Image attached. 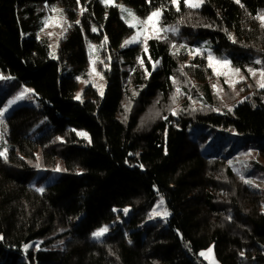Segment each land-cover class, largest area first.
I'll list each match as a JSON object with an SVG mask.
<instances>
[{
  "label": "trees",
  "instance_id": "trees-1",
  "mask_svg": "<svg viewBox=\"0 0 264 264\" xmlns=\"http://www.w3.org/2000/svg\"><path fill=\"white\" fill-rule=\"evenodd\" d=\"M114 2L0 0V75L31 89L35 102L0 124V264H206L198 254L209 247L220 264H264V190L244 183L227 157L200 150L205 129L264 138V89L218 109L205 58L186 68L179 58L206 43L241 72L264 69L256 19L264 0H206L200 9L180 0V11L171 0ZM43 3L73 25L54 54L36 31ZM118 4L139 19L161 8L168 30L147 52L124 48L133 28ZM87 43L102 49L109 76L102 94L89 85L78 100ZM173 97L182 99L175 115ZM42 118L45 131L34 137ZM57 166L60 176L38 192L34 177ZM157 197L169 218L146 223ZM118 217L117 229L92 239Z\"/></svg>",
  "mask_w": 264,
  "mask_h": 264
},
{
  "label": "rangeland",
  "instance_id": "rangeland-1",
  "mask_svg": "<svg viewBox=\"0 0 264 264\" xmlns=\"http://www.w3.org/2000/svg\"><path fill=\"white\" fill-rule=\"evenodd\" d=\"M100 1L101 3L105 4L103 0ZM114 4L116 3L113 0V3L108 5H114ZM205 5H206V0H204V3L202 4L201 7ZM53 9L60 10L59 7H53V6L51 7L46 5V3H43L42 6L37 7V11H36V13H39L41 15L37 17L38 23L40 25V27L36 30L37 34L39 37L48 40L52 54H54L57 48L66 40L73 27V25L66 19V17L63 15L61 11L57 12V11H53ZM61 16L63 17L62 20L60 19ZM124 16H125L124 18L125 21L131 19L130 17L127 16L126 13ZM140 20L143 21L144 19H140ZM46 21L48 22L47 27H45ZM127 24L129 25V23ZM69 25H71V27H69ZM132 28H133V33L125 41L130 40L132 37L137 36V33L142 32V25H138ZM49 33H51V35H49ZM160 37H162L161 33L159 35V38ZM125 41L123 43L124 48L129 46H134L136 44H139L143 48L146 46L145 43L143 42L144 41L143 35H140L138 37V42L125 45ZM178 48L180 49L181 46L178 45ZM196 49L199 50L198 53L194 51ZM86 50L88 55V65L85 70V76L84 73H82L77 77L78 88L76 91L75 98L78 100L81 98L83 88L89 85L94 87L99 93H102L105 86L106 78L107 76H109L108 60L105 56L102 55V49H100V47L95 44L87 43ZM209 57H213L216 60L228 61L227 57L224 56L223 54L222 55L215 54L212 51V49L206 45V43H202L200 48L188 47L186 48V54L179 55L180 61L183 67L185 68L193 66L194 64H192V61L195 58H205L206 60L205 68L209 72V73L207 72L209 74L208 84L211 85L210 88L212 91V95L215 98L213 107H217L218 109H226L229 106H231L233 103H236L237 101L247 100L249 96L252 97V94L256 93L255 92L256 89H259L257 81L260 80V71L264 69H259V70L253 69L256 73L255 75H252L248 70L241 72V70L239 69L240 70L239 74L233 75L230 69H236V68H233L230 64L228 68H223L217 65L216 67L218 71H220L221 73L229 72V75L226 77L224 75H217L213 71V68L209 67ZM93 69H95V71H93ZM240 77H244V79L240 80V82L238 83H235L233 87H230L228 83H225L226 79L230 81H236L239 80ZM213 85H215L216 87L214 88ZM25 88L27 87L21 83L15 82L13 79L0 80V109L7 107V111L4 113V117H6L8 113H10V110L13 109L15 106L21 104L29 106L35 103L31 92L26 94L24 99L18 100L16 101V103L12 105L8 104L10 100L16 97ZM181 95L182 94H179L178 98H180ZM181 102L182 99H175V102L173 101L172 109L170 111L173 113L174 110L175 113H177L180 109L179 104ZM190 105L191 107L198 106V104L193 100H191ZM38 126L41 129L40 131L34 130V135H33L34 137L40 135L45 131L44 128H46V120L42 118ZM192 131L197 136L202 135V133L198 128H193ZM205 131L208 133V139L205 141V143L202 146H200L201 152L203 154L207 152L208 154L227 157L230 168L238 177L241 178V175H243L245 179L252 181V184H247L248 186L255 189L264 190V153L259 152L260 151L259 146L262 143H264V138L253 137V136H240L235 134L234 132H230L228 133L227 137H224V134L219 133L216 128L205 129ZM229 161H231V164L229 163ZM245 165L247 166L245 167ZM59 176H60V172H54L52 174H49L40 171L38 175L34 177L33 181L38 179L39 181L36 185V188H42L43 186L50 183L54 179H57ZM161 199H162L161 197H157L153 205V208L148 218L146 219V223L154 222L157 220H160L163 223H165L169 218V213L165 207L164 201L161 204ZM165 212H167L168 215L165 216L164 215ZM126 214L127 213L124 212V215ZM120 225L121 224L119 217L115 221L104 224L101 228L106 227L108 231L103 236L114 231ZM99 229L100 228L96 229L94 232H96ZM91 237L93 240H100L102 238L100 237L99 239H97L93 237V235ZM206 251L207 249L201 252H206ZM201 252H199L198 258L203 259L206 264H220L216 260L213 251L212 254L208 257L201 256L200 255Z\"/></svg>",
  "mask_w": 264,
  "mask_h": 264
},
{
  "label": "snow or ice",
  "instance_id": "snow-or-ice-1",
  "mask_svg": "<svg viewBox=\"0 0 264 264\" xmlns=\"http://www.w3.org/2000/svg\"><path fill=\"white\" fill-rule=\"evenodd\" d=\"M77 2L79 3V0H77ZM103 2L105 4H112L113 0H103ZM171 3L173 5L176 6V11H180V0H171ZM183 3L186 7L190 8V9H198L202 6V4L204 3V0H183ZM236 3H240V0H236ZM118 7H120L122 13H126L128 17H130V20H126L127 23H129L130 27H136L138 25H142V32L137 33V36L132 37L130 40L125 41V45L130 44V43H135L138 42V37L140 35H143L144 37V43L146 45V42L148 39L150 38H159V35L162 31H167L168 29H162L161 27H159L160 24V19L162 16V9L161 8H157L154 11H152L146 19H144L143 21H141L138 17L135 16V14L130 10L127 9L125 7H123L122 5H117ZM243 6V5H241ZM86 9H81V12L85 11ZM53 11H57L60 12L62 10L59 9H53ZM52 19V18H49ZM60 19L62 20L63 17L61 16ZM256 19H258L261 22V26L264 27V14H261L259 16L256 17ZM76 23H79V21H76ZM48 26V22H45V27ZM69 27H71V25H69ZM66 30V29H65ZM93 31H96V28L93 27L92 29ZM173 31H176V29H173ZM49 35H51V33H49ZM231 38V37H230ZM144 51L147 52V47L144 48ZM197 53L199 52L198 49L194 50ZM257 63H260V61H256ZM142 63V61H141ZM158 63V62H156ZM230 62L227 60H216L213 57H209V67L213 68V71L217 74V75H224V76H228L229 72H223L221 73L220 71H218L217 69V65L223 68H228L229 67ZM155 67V65H154ZM93 71H95V69H93ZM230 71L232 72L233 75H238L239 74V69H230ZM252 75H255V71L253 69H249L248 70ZM6 79H14L13 77H5L3 75H0V80H6ZM244 77H240L239 80L236 81H230L228 79L225 80V83H228L230 87H233L235 83L240 82V80H243ZM258 87L264 89V70L260 71V80L257 81ZM213 87L215 88L216 86L213 85ZM177 91H179V89H177ZM32 90L31 89H27L25 88L21 93H19L16 97H14L12 100H10L8 102L9 105H12L14 103H16V101L24 99L26 94L31 93ZM102 94V93H101ZM79 98V97H77ZM173 101L175 102V97H173ZM7 111V107L0 109V124H3V117H4V113ZM229 111H231V109H229ZM175 111L173 110V115H175ZM165 119H167L165 117ZM2 135V134H0ZM78 135L81 136H85L87 137V133H78ZM250 155V154H249ZM0 157H4L6 158V151H0ZM229 163L231 164V161H229ZM247 165H245L246 167ZM53 171L59 172L61 171V168L59 166H57L55 169H53ZM241 179L243 180L244 183L246 184H252L251 180H247L243 177V175H241ZM38 192L43 193L44 189L43 188H38L36 189ZM163 203V199H161V204ZM128 209H124V212L127 213ZM155 211V210H154ZM158 214V213H157ZM164 215H168L167 212L164 213ZM108 231V229L106 227L100 228L99 230H97L96 232H94L92 235L93 237L99 239L100 237H102L106 232ZM0 239H3L2 236H0ZM62 243V242H61ZM28 245H25V248H27ZM212 248H208L206 252H201L200 255L201 256H205L208 257L212 254ZM243 255V253L241 254Z\"/></svg>",
  "mask_w": 264,
  "mask_h": 264
}]
</instances>
